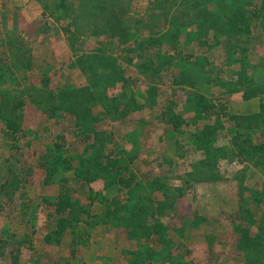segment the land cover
<instances>
[{
    "label": "rangeland",
    "instance_id": "obj_1",
    "mask_svg": "<svg viewBox=\"0 0 264 264\" xmlns=\"http://www.w3.org/2000/svg\"><path fill=\"white\" fill-rule=\"evenodd\" d=\"M66 1L72 7L81 3L80 0ZM95 1L103 8L95 14L96 17L87 19L85 13L81 12L77 22H73L75 11H57V4L61 0H0V102L6 90H10L22 92L28 98L35 96L42 107L36 109L40 112L47 109L44 113L46 118L40 120L36 128L34 125L26 126L27 122L38 121V117L32 114L35 107L28 112L19 111L22 117L17 119V124L26 126L34 133L19 139L15 144L19 151L11 149L12 143L0 133V153L9 156L15 154L16 161L12 163V168L28 169V193L33 195L34 204L39 203L42 197L57 194V184L43 185L44 172L36 165L37 157L52 145L57 132L67 134L70 152L76 155L83 152L85 146L74 140L71 116L62 108L57 112L53 108L60 106L57 93L61 91L86 93L85 88L94 80L87 79V67L75 62L85 54L97 53L101 63L106 65L108 74V69L119 64L125 79L124 82L112 76L114 80L107 83L104 91L96 92V101L90 99L87 104V113L95 117L92 123L98 136L102 139L106 134L113 136L104 145L112 142L108 149H113L116 156L131 158L129 168L135 169L145 181L166 176L169 178L165 183L175 189L183 187V181L188 178L186 175L191 173L193 161L203 159L205 164L203 172L195 176L201 181L193 180L190 189L182 193L173 192L168 199L160 194V188L153 189L150 194L152 201L163 202L167 199L173 206L162 210L163 218L161 216L159 219V213H155L153 218L161 220L168 227L165 236L169 241V252L168 248L163 249L161 243H151V246L143 240L155 251L154 264H240L241 259L235 254L238 237L234 233V227L241 222L240 195L244 197L243 208L256 212L251 197L257 191H264V175L232 159L229 153L232 146L230 138L235 129L212 109L207 108L206 111L203 102L222 96L226 90L220 88V80L235 82L241 71L264 88V32L259 26L254 27L250 35L237 39L239 47L242 44L247 47L245 52L240 50L231 54L235 43L228 44L224 35L217 37L221 42L216 46H208L211 45L213 30L201 27V23L210 17L209 0ZM192 21L194 24L191 26ZM198 23L199 26L196 25ZM202 31L207 34L201 35ZM168 33H172L169 39L176 38L174 42L165 36ZM144 37L164 41L160 47L161 53L153 49L141 52ZM203 41L207 46H202ZM174 54L181 57L193 55L192 59H188L190 63H195L193 59L197 57V63L207 72V75L203 74L205 78L202 80L197 70L189 68L188 71H192L197 79L196 85H189L187 82L190 80L184 79L187 77L176 79L177 65L171 64L163 74L152 73L142 67L155 66L165 55ZM4 57L8 61H2ZM45 79L48 80L49 90L41 86ZM198 96L205 100L199 101ZM229 97L230 112L244 116L243 126L261 112L257 97L244 99L240 90ZM101 99H114L123 115L111 114L107 106H100ZM200 102V106H197ZM164 106L172 108L170 113L177 128L171 122L158 121ZM87 118L90 119L88 115ZM205 129L212 139L213 154L216 151L220 154L214 162H208L202 156L207 151L205 142L198 150L191 147V135ZM248 133L253 134L251 136L254 138L259 135L255 130ZM3 159L0 156V182L5 178L4 166H7ZM64 175L70 184L75 182L72 172ZM99 183H92L95 190ZM149 190V187L141 188V192L149 193ZM77 195L81 198V204L86 206L88 200L85 193L79 191ZM5 210L9 214V208ZM40 212L46 214L49 211ZM207 236L212 239L207 241ZM120 264L126 262L121 261Z\"/></svg>",
    "mask_w": 264,
    "mask_h": 264
},
{
    "label": "trees",
    "instance_id": "obj_2",
    "mask_svg": "<svg viewBox=\"0 0 264 264\" xmlns=\"http://www.w3.org/2000/svg\"><path fill=\"white\" fill-rule=\"evenodd\" d=\"M163 1L166 2L167 0ZM66 2V0H61L57 4V11L67 10L70 13L75 11L76 15L73 22H77V16L81 12L85 13V17L89 19L96 17L95 14L103 9L95 0H80L81 3L75 7L68 5ZM208 2L211 5L209 8L211 10L210 17L207 18V21L205 19V22L202 21L201 23V27H208L213 30L211 33V45L208 44V46H216L220 41L217 37L224 35L226 42L229 41L228 44L231 42L235 43L231 54H234L235 51L240 52V50L244 53L247 47H244L243 44L239 47L240 43L237 39L241 36L250 35L252 29L256 26H259L261 31L264 32V0H209ZM176 24L178 25V23ZM190 24L192 26L194 21ZM196 25L199 26V23ZM200 33L203 36L207 34L204 31ZM169 34L172 33H168L165 36L168 37L169 41L172 39L174 42L176 38L169 39ZM160 41L144 37L141 40V44L144 47L140 51L153 49L161 53L160 47L164 41H161V44L155 47ZM203 45L207 46V43L203 41ZM98 57L97 53L85 54L75 62L79 66L87 67V79L94 80L89 82L88 88H85L86 93L69 94L67 91H61L57 93L58 102L60 99V106L53 108L54 112L62 108L63 112L71 116L72 122L74 121V140L78 144L85 146L83 152L78 155L72 151L70 152L67 148L70 144L67 134L65 132H57L54 134L55 141L52 145L47 147L45 152L37 157L36 165L44 172L43 185L57 184L59 187L57 194L49 198L42 197L39 203L34 204L33 197H30L28 193V185L30 184V181L26 178L28 169L11 167L12 163L16 161V156L13 153L8 158L3 159L7 166H4L5 178L3 182H0V208L3 210L9 208L10 215L17 216L21 222L26 223L31 221L33 214L38 210H48L46 217L48 219H57V235L64 232L67 226H70L75 242L82 246H87L90 241L89 230L94 225L89 221L91 219L89 206L94 202L100 203L105 207L110 224L124 228L126 238L134 242V244L129 245L128 249L124 250L126 255H129V264H154V249L141 242L145 240V243L150 244L161 243L164 250L169 245V241L166 240L165 236V231H167L168 227L161 220L153 219L155 218V213L160 214L158 215L160 219L162 210H166L168 207L173 208L172 203L169 200L167 201L171 193L176 191L182 193L183 190H188L193 186V180L195 182L201 181V178H195V176L202 171V167L205 164H203V159L193 161L191 163V173L186 175L188 178L183 181V187L178 189L173 187V189L171 185L169 186L165 183L169 177L156 176L145 181L135 169L129 168L130 163L128 162L132 161L131 158L118 157L113 149L109 150L108 145L110 146L112 142H107L108 145H104V142L112 139L113 136L106 134L104 135L105 139L98 136V132L92 123L95 117L92 116V113H87V104L90 99H93L94 102L96 101V92L104 91L107 83L114 80L112 76L116 80L122 79L124 82L125 79L122 76L123 71L120 69L119 64L108 69L110 72L108 74L106 65H103ZM192 58L193 55L191 54L185 57L177 54L165 55L164 58L160 59V63L155 64V66L142 67H146L152 73L163 74L166 72L165 68H169L171 64H174L178 66L177 80L187 77L184 79L190 80L187 82L189 85H196L195 80L197 79L192 71H188L189 68L197 70L202 80L205 78L203 74L207 75V72L197 63V57L193 59L196 60L195 63H190L188 59ZM2 61H8V59L4 57ZM244 73L242 75L238 73V79L232 83L221 79L220 88L222 87L226 92L224 91L225 93L222 96H216L213 101L198 97L199 101L205 100L203 105H206L204 108L206 111L207 108L212 109L219 118L226 119L231 124V128L235 129L233 136L230 138L232 146L229 149V153L232 159L236 163L246 164L261 175H264V139L260 140L264 136V88L251 78H247ZM47 84L48 80L45 79V82L41 85L42 88L49 90ZM239 90L243 92L244 99L248 100L257 97L261 103V112L245 126L242 125L245 122L244 116H238L230 112L231 99L229 96L234 92H239ZM4 94L0 102V133L5 135L12 143L11 149L19 151V147L15 145L19 139L34 133L26 126L34 125L36 128L39 121L46 118L47 115L44 113L47 109H43L42 112L36 109L37 107H42L39 106L35 96L28 98L22 92L15 93L10 92V90H6ZM99 101L100 106H107L111 114L115 116L123 115L115 105L117 103L114 99H101ZM200 104L201 102L197 106H200ZM31 107H35V111L33 110L35 113L32 114L38 117V121L36 123L33 121L27 122L26 126H19L17 119L22 117V115L18 112L21 110L28 112ZM128 111L129 109L126 112ZM170 111H172V108L164 106L158 121L163 123L171 122L177 128V124L175 123L174 125V117ZM52 113L51 111L50 114ZM86 114L91 120L87 118ZM109 117L112 118L110 115ZM184 124L188 125L187 123ZM249 130L258 131V137L254 138L251 136L253 134L249 135ZM206 131L205 129L195 135H191V147L194 146L195 150H198L204 142H207L206 144L204 143L207 151L203 152L202 156H205L204 160L208 162L213 160L214 162L220 154L217 151L213 154L214 149L211 148L212 139L206 134ZM157 164L162 166L159 162ZM31 171L32 168L29 169L30 173ZM68 171L74 175L73 180L75 182L73 184H70L68 177L64 175ZM95 182H100V186H97L98 189L96 190L92 186V183ZM164 183L165 185H162ZM143 187H149L151 190H149V193L147 191L141 192ZM155 188H160L159 192H161L160 194L163 198L167 197L165 201L151 200L150 194L152 195ZM79 191L85 193L86 200H88L86 206L81 204V198L77 195ZM118 196H122V198L119 199ZM251 198L256 205V212L243 208L245 205L244 197L242 194L240 195L239 206L241 207V213L239 220L241 222L234 227V233L238 237L235 254L241 259L240 264H264V191L255 192ZM206 239L209 241L212 237L207 236ZM47 241L50 243V239H47Z\"/></svg>",
    "mask_w": 264,
    "mask_h": 264
},
{
    "label": "crops",
    "instance_id": "obj_3",
    "mask_svg": "<svg viewBox=\"0 0 264 264\" xmlns=\"http://www.w3.org/2000/svg\"><path fill=\"white\" fill-rule=\"evenodd\" d=\"M0 156L6 159L9 154ZM4 210L0 208V264H129L124 250L134 242L126 238L124 228L110 224L100 203L89 206V221L94 225L87 246L75 242L70 226L57 235V219H48L43 212L26 223Z\"/></svg>",
    "mask_w": 264,
    "mask_h": 264
}]
</instances>
